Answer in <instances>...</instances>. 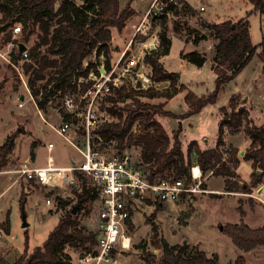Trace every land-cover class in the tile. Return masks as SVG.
<instances>
[{
  "label": "trees",
  "instance_id": "1",
  "mask_svg": "<svg viewBox=\"0 0 264 264\" xmlns=\"http://www.w3.org/2000/svg\"><path fill=\"white\" fill-rule=\"evenodd\" d=\"M166 1V0H164ZM255 10L264 15V0H248ZM128 0L121 8L119 0H0V33L4 32L3 40H11L12 27L16 22L22 25L24 38L27 39L31 30L37 32V40L28 50V59L22 64L23 72L27 76V84L32 96L41 109L44 101L51 95L60 92H75L78 78L86 77L90 71L98 73V62L103 56L106 69L110 67L111 58V28L121 31L128 18L136 11ZM182 5L193 12V8L186 0H172L159 14L154 17H163L167 10L179 14L178 8ZM201 27L194 28L188 25L181 26L176 22L173 30L180 35L185 28L187 34H192L193 44H197L208 32L215 40L213 47L215 73V88L211 94L197 96L188 91L185 101L189 116L199 112L202 107L216 101L217 94L223 84L233 78L250 61L256 53L257 45L250 38L249 22L246 18L235 21L230 19L212 22L202 20ZM9 31H6L9 28ZM159 45L145 53L143 63L149 67L148 76L152 85L147 88L134 87L130 82L112 88V93L105 96L100 103V110H105L115 120L102 119L96 133L104 142L113 140L117 149H123L130 144L140 147V163L150 178L159 177L181 178L185 183L191 181L189 167L192 163L191 154H195V162L203 174L211 172L213 175L226 176L225 182L230 190H248L249 186H256L264 179V125H257L249 115V110L241 106V96L232 95L227 106L220 107L221 118L218 124L216 146L202 149L192 140L183 151L180 139L181 128L173 130L170 136L163 124L155 117L174 116L165 109L167 101L183 90L185 86L179 82V73L168 71L159 58L168 54L172 40L166 28L162 26L158 34ZM22 41L18 40L17 42ZM24 42V41H22ZM25 43V42H24ZM94 54L97 61L84 64V59ZM10 60L17 64L21 58L18 48L10 51ZM180 56L201 67L206 56L194 49L181 52ZM11 65V64H10ZM12 66V65H11ZM38 81H46L37 85ZM167 81L162 88H156L154 83ZM80 85L85 88L84 82ZM2 83L0 82V88ZM139 86V85H138ZM41 94V98L38 95ZM113 94V95H111ZM148 101H142L141 98ZM161 101H150L160 98ZM122 102L123 105H117ZM136 124V132L132 128ZM225 130L234 133L242 132L250 139L249 146L244 152L243 159L251 162L252 173L249 186L230 179L235 176V167L239 163L237 149L229 146L223 149ZM18 131L8 133L0 143V170L8 163L12 153ZM227 154V156H226ZM81 193H77L78 204L97 197V189L87 179L81 181ZM58 207L65 209L70 201L57 196ZM24 196H20L23 204ZM160 209V204H157ZM65 209L56 225L49 231L46 239L28 251L27 236L23 253L9 261L0 255V264H76L72 256L65 250L66 246L74 250H85L95 253L94 247L98 233L88 230L77 218L78 210L71 212ZM241 211V210H240ZM128 224L131 220L128 219ZM0 227L9 231V219L0 221ZM231 242L242 251H249L258 246L264 247V223L258 227H251L243 220L240 222H226L221 226ZM153 245L161 247V253L155 258L153 252L147 255L153 259L148 264H221L216 253L208 254L197 245L189 246L185 243H169L166 239H158L156 229L153 230ZM112 250L111 255H113ZM226 264H248L243 254H238L232 262Z\"/></svg>",
  "mask_w": 264,
  "mask_h": 264
},
{
  "label": "rangeland",
  "instance_id": "2",
  "mask_svg": "<svg viewBox=\"0 0 264 264\" xmlns=\"http://www.w3.org/2000/svg\"><path fill=\"white\" fill-rule=\"evenodd\" d=\"M189 5L194 9L193 12L188 7L179 6V14L169 12L163 17H154L148 15L144 21L145 12L151 0H131V7L140 16L139 22L143 21L147 29V34L144 35L138 32L132 38L130 44L128 37L122 38L119 46H114L111 39V58L110 63H115L117 59L119 64L114 72L115 75H120L121 83L130 82L136 83V73L142 72L148 75L149 67L143 63L145 53L150 52V48L144 47L142 50L141 41L159 42L158 34L162 30V26L166 28L167 34L173 38V43L169 54L165 58V64L168 69L174 70L179 73V82L185 88L178 92L174 97L167 101L164 108L171 111L174 116H162L156 114V118L163 124L168 134L171 136L173 130L181 128L180 139L182 142L183 151H187L188 144L192 140L197 141V145L202 148L214 147L217 140L218 124L221 118L220 107L227 106L229 98L236 94L241 96L239 102L241 106L248 108L250 117L253 118L255 124L264 125V15L254 9L253 5L248 0H186ZM128 0H119L120 7L123 8ZM204 6L201 10L200 6ZM246 18L249 22L250 38L253 44L257 45L256 53L252 56L250 61L240 70L233 78L226 81L219 90L216 101L205 104L199 112L186 116L188 105L185 101V94L188 91L193 92L197 96L209 95L215 88V73L212 70L214 65L213 47L216 40L204 31V38L197 44H193V33L187 34L184 29H181L180 35L173 30L176 22L181 26L188 25L190 27L199 28L202 20L218 22L226 19L235 21L239 18ZM128 20V19H127ZM127 22V21H126ZM19 26L20 30L16 33L12 30L11 40H22L29 48L37 40V32L31 30L27 39L24 38L22 25L16 22L14 27ZM10 27L6 31H9ZM112 29V28H111ZM118 31V30H117ZM120 32V31H119ZM4 32L0 33V81L3 85V90L0 91V141L5 134L17 130L22 133L23 137L28 136L31 131L25 128L24 124L17 122L14 119V110L17 108L16 97L20 91L22 84L16 70L10 63L6 62L3 55L9 56L12 48L8 49L6 41L3 40ZM115 40H117L116 30L113 32ZM112 35V33H111ZM21 41V42H22ZM128 41V42H127ZM23 42V43H24ZM127 43V44H126ZM160 43V42H159ZM130 46L131 50L125 48ZM127 49V50H126ZM197 49L206 56V61L201 67H197L192 63L184 64L183 59L180 57L179 52H187ZM122 50L124 54L121 56ZM135 55L136 64L130 65L131 71L128 74L122 75L123 68L129 63L130 55ZM142 55V60L138 61L136 56ZM103 62V56L99 58ZM90 61H97L94 54L87 56L84 59V64ZM25 60H19L21 66ZM26 75V74H25ZM24 75V76H25ZM27 76H25L26 78ZM80 78V80H79ZM79 81H83L87 87L90 84L88 75L86 77L80 76ZM46 85L48 90V83L46 81H38ZM156 88H162L168 82L154 83ZM2 87V86H1ZM56 92L51 95L49 99L44 101L41 108L42 112L47 113L48 120L53 125H58L62 121L64 112L62 109L57 110L60 105L63 94ZM113 95V94H111ZM107 95H101L96 102L97 112L104 116L107 120H115V118L108 114L105 110H100L101 100ZM39 98L41 94L38 95ZM142 101H148L147 98H141ZM163 100L160 98H153L150 101L156 102ZM25 104L19 109L27 113L35 128V132L39 131L47 133L42 138L43 142L47 140L55 143V148L65 158H69L72 154L79 157L76 150L72 148L63 137L58 135L48 125L42 122L38 116L37 109L33 102L25 98ZM245 103V104H244ZM117 105H123L119 102ZM38 108V106H37ZM48 109V110H47ZM57 115V119L53 116ZM61 119H59V116ZM59 119V120H58ZM136 124L132 128V133L136 132ZM76 143L80 144V140L70 135ZM232 142L241 145L243 138L240 133L232 137ZM114 145L108 147L115 150ZM133 157H140V147L130 144L127 146ZM193 165L195 162V154H191ZM190 165V167H191ZM189 167V170H190ZM203 174V173H202ZM21 180V178H20ZM24 180V179H23ZM21 186H14L6 189L0 194V221L6 217L9 219V231L5 232L1 227L0 233V255L4 256L9 261H13L19 257L25 248V240L27 236L28 251H31L35 246L40 245L47 237L48 233L56 225L60 216L64 213L65 209L78 204L77 193H81V189L76 186H66L57 190L63 199L70 201V204L65 209L53 205L50 207L46 203L47 197H53L54 192L49 190L48 187L36 184L31 191H26L23 184L26 182L21 181ZM28 187V186H27ZM29 188V187H28ZM1 187L0 182V191ZM24 196V202L20 201V196ZM221 195L217 198L208 194H193L192 197H184L173 202H164L157 207L158 202L150 203V201L139 202L136 208L132 211L131 224L127 222L125 228L126 234L131 238V245L128 249L115 248L113 249L112 259L109 264L116 259L131 258V262L145 264L148 260L153 258L148 256V252H153L155 258H158L161 253V247L157 248L153 245L154 234L153 230L156 229L158 239L164 238L169 243L180 244L187 242L189 246L197 245L199 248L207 251L208 254L213 253L215 250L219 254L221 263H226L229 259H233L238 253L246 255L249 264H264V247L258 246L252 251L246 252L240 250L235 246L230 238L221 231V226L227 221L233 222L238 216V211L232 208L231 205L225 204L220 199ZM197 201L195 202V200ZM77 218L80 223L88 230L96 231L98 233L99 225L98 219L95 217L96 212L100 208V198L97 197L90 199L84 203L78 204ZM23 215L27 225L23 226ZM98 215V214H97ZM65 250L70 254L79 255L81 250H74L70 246H66ZM148 258V260L146 259ZM77 260V259H76ZM127 260V261H130ZM73 261V260H72ZM124 261V260H123ZM73 263H76L73 261Z\"/></svg>",
  "mask_w": 264,
  "mask_h": 264
},
{
  "label": "built area",
  "instance_id": "3",
  "mask_svg": "<svg viewBox=\"0 0 264 264\" xmlns=\"http://www.w3.org/2000/svg\"><path fill=\"white\" fill-rule=\"evenodd\" d=\"M171 1L151 0L143 21L148 15L155 16L161 13ZM200 9L203 10L204 6L201 5ZM169 12L170 10H167L166 14ZM143 21L135 25L132 38L138 32L147 34ZM12 30L16 33L20 27L16 26ZM20 42L10 40L6 44L8 49H19ZM151 43L154 47L153 42H148L145 46L150 48L149 44ZM155 44L159 45V42L157 41ZM19 53L21 54L20 60H27V45L23 51L19 50ZM123 54L124 51H122L121 56ZM3 58L14 67L24 88L23 98H17L18 106L24 104L26 98L24 96L34 100L22 66L13 63L10 56L3 55ZM119 60L121 58L117 59L115 63H110L108 69L101 62L97 67L98 73L90 71L88 73L90 84L85 88L80 85L83 81H79V78L77 90L65 92L60 105L57 107V110L62 109L64 112L61 125L50 124V127L58 135L75 148L80 159H72L67 165H60L48 156L44 166H32L28 162H23L15 169L18 179L35 181L54 192L53 197L46 198V203L50 207L57 206V196H61L57 190L60 188L76 186L81 189L83 178L96 187L101 204L97 212L99 231L94 247L96 252L81 250L77 258V262L80 264H85L88 261H92L93 264H106L112 259L111 252L113 249L117 247L128 249L130 247L131 238L126 234L125 228L127 227V220L132 218V211L139 202H173L205 191L202 187V171L198 164H193L190 167L191 181L189 183L174 177L161 178L155 175L150 178L144 168L139 165L140 157H133L127 146L123 149L115 147V150L109 149L108 147L114 145V141L104 142L96 133L102 119H105L97 112V99L101 95L112 93V88L122 84L120 75L114 74ZM133 64H136V61L131 59L123 68L122 75L128 74L131 71L130 65ZM136 75V83H132L134 87L147 88L152 85L148 75L142 72H137ZM69 130L75 131L81 137L80 144L68 136ZM51 146L52 143H48V149ZM25 190L28 191V189Z\"/></svg>",
  "mask_w": 264,
  "mask_h": 264
},
{
  "label": "crops",
  "instance_id": "4",
  "mask_svg": "<svg viewBox=\"0 0 264 264\" xmlns=\"http://www.w3.org/2000/svg\"><path fill=\"white\" fill-rule=\"evenodd\" d=\"M139 18H140V16L136 12L133 16L128 18L125 26L122 28V30L120 32L117 31V29L114 27L111 29L112 44L114 46L120 47V43L122 42V38H124L125 36L128 37L129 42L128 41L127 42L130 44V42L132 40L131 38H132V35L134 32L135 25H137L139 23ZM114 30H116V33H117V40H115V36L113 34ZM171 40L173 43V38H171ZM146 44H147L146 41H141L140 49L142 50L144 47H146L145 46ZM149 46L152 49H155L152 47V43L149 44ZM171 46H172V44H171ZM125 48L131 50L130 46H128V45H126ZM170 49H171V47H170ZM168 54L160 56L159 60H160V62H162V64L164 65V67L168 71H174V70L168 69V66L164 62L165 58ZM179 54H180V52H179ZM141 56L142 55L136 56L137 60H139V61L142 60ZM129 58H130V60L131 59L135 60V55L131 54ZM183 62H184V64L188 63V61L186 62L185 59H183ZM174 72H176V71H174ZM1 90H3V85L0 88V91ZM23 93H24V88L21 84L20 85V91L18 92L16 100H17V98L22 99ZM25 97L26 96H24V98ZM31 101L33 102V105L37 109V113H38L40 120L42 122L46 123L49 128H51L50 124L51 125H53V124L47 118L48 117V111H47V113H45L44 111L42 112V109L37 108V104H36L35 100H31ZM24 104H25V102H24ZM24 104L22 106H18V100H17V106L18 107L15 108L13 117L15 120H17V122L22 121L21 123L24 124L25 128L30 129L31 133L25 137L22 136L23 135L22 133H20V134L18 133V136L16 137V140H15L14 149H13L12 153L9 155L8 163L2 170H0V182H1V187L3 188L0 191V194L3 193L6 189H9L11 187H14V186L20 187L21 186L20 184L22 183L21 181H24L27 183V185L23 184V186L25 187V189H28V191H31L35 187L36 184H39L35 181H26V180H23L22 178H21V180L17 178V173L15 172V169L17 167H19L23 162H28L32 166H44L48 160V156H50V158L55 163L60 164V165H67L69 162H71L72 159H76V160L80 159V155L78 153H77L79 155L78 158H76V156H74V154L69 156V158H67V157L65 158L55 148L54 142L47 140V142L44 143L42 138L45 137L47 135V133L45 132L42 134L40 131H39V133L35 132V128L31 122L29 115L27 113H25L24 111H21L19 109L20 107H23ZM44 115H46L47 117ZM55 118L56 119L58 118L57 115L53 116V119H55ZM59 119H61L60 116H59ZM61 122L62 121L58 122V125H61ZM58 125H54V126H58ZM237 133H240L242 138H243V142L241 145L236 144V142H232V137L237 135ZM6 135L7 134H5L3 136L0 143L3 141V139ZM70 135H73L74 138L79 139L80 143H81V137L75 131L69 130L68 136L71 137ZM224 142L225 143L222 146V148L227 149L229 146L236 148L238 157L240 159L239 163L235 167V176H231L230 179L237 181L238 183H241L244 187L249 186L250 182H251V173H252L253 169L251 166V162L243 159L242 157L244 155L245 150L249 146L250 139L248 138V136H246L242 132V130H239L238 132H234V133H231V132L225 130ZM48 143H52V146L50 149H48ZM68 144L72 148H74L70 143H68ZM215 146H216V144H215ZM211 148H213V147H211ZM74 150H75V148H74ZM226 156H227V154H226ZM194 164H197V163H194ZM225 178H226V176L221 175V174L213 175V174H211L210 171L205 173V174H202V187L205 190L204 192H202V194L205 193V194H208L210 196L213 195V197H215V198H217L218 195H221L220 199H218V200L222 201L225 204L231 205L234 210L236 209L238 211V216H237L236 220H234L233 222H240V220H243L245 223H247L251 227L261 226L264 223V182H262L256 186H249L250 188L246 191L245 190H230L227 188ZM196 201H197V199L195 200V202ZM159 204L163 205V203H159ZM95 217L98 219L97 212H96ZM227 222H230V221H227ZM254 249H252V250H254ZM252 250H249V251H252ZM249 251H246V252H249ZM212 252L216 253V255L218 257V261L220 262L219 254L215 250H212ZM243 255L245 256L246 262L248 263L246 255L245 254H243ZM71 256H72V260L74 262H76V264H80L76 260L79 257V255L77 256V254H76L74 256V254L71 253ZM235 257L233 259H229L226 263L232 262L235 259ZM130 259H131L130 257L125 258V259H116L113 262H116L115 264H128L129 262H131ZM127 260H130V261H127ZM132 263L133 264H141V263H136V262H132ZM226 263H221V264H226ZM85 264H93V262L88 261ZM106 264H109V263H106ZM145 264H148V263H145Z\"/></svg>",
  "mask_w": 264,
  "mask_h": 264
},
{
  "label": "water",
  "instance_id": "5",
  "mask_svg": "<svg viewBox=\"0 0 264 264\" xmlns=\"http://www.w3.org/2000/svg\"><path fill=\"white\" fill-rule=\"evenodd\" d=\"M25 48H26V44L23 43V42H20V43H19V50H20V51H23ZM78 208H79V205H78V204L74 205V206L71 208V212H72V213H75V212L78 210ZM22 225H23V226L27 225V223H26V221H25V217H24V215H23V224H22Z\"/></svg>",
  "mask_w": 264,
  "mask_h": 264
}]
</instances>
